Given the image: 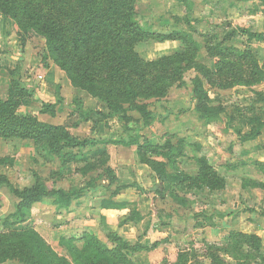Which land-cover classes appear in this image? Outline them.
Masks as SVG:
<instances>
[{
  "label": "trees",
  "instance_id": "trees-1",
  "mask_svg": "<svg viewBox=\"0 0 264 264\" xmlns=\"http://www.w3.org/2000/svg\"><path fill=\"white\" fill-rule=\"evenodd\" d=\"M173 1L185 6L188 12L182 19L175 18V22L181 20L184 23L186 30L159 32L149 24L142 25L140 14L144 16L149 12L143 13L141 0H0V13L11 19L23 35L33 34L43 39L45 49L42 60L50 59L64 72L73 88L98 101L97 110L88 111L79 99L73 100L72 113L79 117L75 126L87 122L96 126L113 118L127 125L132 121L128 115L130 111L140 116V120L135 119V122L142 121V127L150 126L157 119H162L149 109L146 102L165 98L174 87L187 86L190 87L197 120L205 127L218 125L226 111L221 103L210 97V92L245 87L252 96L243 110L249 117H243L242 120L252 129L242 135V131L232 125L235 120L233 117L226 120V129L229 128L236 135L239 144L254 141L264 128V91L254 89L264 83V67L259 65L249 49L226 45L232 34L226 35L220 42L214 35L197 34V21L190 19V1ZM251 1L233 0L232 4L246 5ZM261 1L264 5V0ZM262 13L264 15V9ZM237 30L246 37L247 42L264 43V34ZM195 36L202 37V40L199 41ZM145 41L178 42L181 51L147 61L135 50L137 44ZM202 49L207 54L204 61L198 59ZM187 73H193L188 85L185 81ZM31 95L32 91L19 80L11 81L7 99H0V139L32 140L37 149L58 159L61 166L86 162L90 150V156L101 158L100 165L107 164L105 146L110 142H98L94 138L79 139L72 136L63 125L45 123L36 116L19 113L21 101ZM61 105L60 99L53 105L43 104L41 114L54 113L56 106ZM134 140L132 138L122 144L137 146L139 164L148 166L157 180L152 191L159 199H165L169 188V197L179 205L184 204L183 199L173 194V185L181 191L196 189L209 192L222 190L226 186L225 178L205 156L196 158V175L179 170L177 158L183 154V138L177 139L176 144L166 140L162 146L150 141L140 144ZM159 149L165 150L163 156L167 163L150 159L149 155L156 154ZM8 162L9 159H0V165ZM251 165L264 176V163L255 160ZM92 169L93 166L85 165L81 172L86 174ZM103 174L100 179L88 180L78 190L47 187L37 175L32 176L33 184L30 187L18 190L6 176L0 175V188L7 189L15 199L14 211L1 222L0 263L20 258L24 264H133L128 254L156 248V243L151 248L139 243L131 245L116 232L104 228L107 242L113 247L98 241L96 235L85 232L78 239L64 240L70 257L67 260L53 251L35 231L30 214L32 206L37 203L50 201L55 211L60 213L72 204L79 205V200L86 193L104 189L109 192V196L100 201L101 208L119 209L123 206L115 203L114 198L123 190L135 188L141 193L148 192L135 183L120 185L109 166L104 167ZM103 180L107 181L106 186L101 184ZM241 188L264 192V182L242 179ZM130 208L128 216L120 220L119 226L140 223L142 216L135 208ZM260 216L264 219V210ZM194 226L202 227L198 222ZM229 245L230 249L225 250L228 254L235 253L239 258L261 259L264 262L261 239L254 234L231 233ZM249 251H253L254 256L247 255ZM185 262L186 256L179 253L174 264ZM215 262L219 264V259Z\"/></svg>",
  "mask_w": 264,
  "mask_h": 264
},
{
  "label": "crops",
  "instance_id": "crops-1",
  "mask_svg": "<svg viewBox=\"0 0 264 264\" xmlns=\"http://www.w3.org/2000/svg\"><path fill=\"white\" fill-rule=\"evenodd\" d=\"M146 1L148 0H141V6H143V4L147 5L148 3L146 4ZM157 1V3L160 2L159 0ZM170 1L174 2L172 0ZM232 3L233 0H214V5L209 3L207 9L210 8V16H217L214 24H219L216 28L219 29L218 33L220 35L211 32L210 24L212 25V20H209L210 16L206 17L209 23L207 20L202 21L206 26L204 32L216 36L219 42L222 41L226 35L232 34L226 45H231L238 49H249L257 59L259 65L264 67V43L256 41L247 42L246 37L237 30L242 29L257 34H264V15L262 13L264 5L261 0H253L248 3L252 5V9L250 11L243 10V12L240 13L236 7L232 6ZM166 6L167 7L159 11H152V9L151 11L150 9L148 10L149 14L155 17V20L149 23L153 30L159 32L177 30L174 26L175 24H173V18H179L180 15L173 12L175 9V7H173L174 5L168 3ZM180 6L179 9H181V13H183L185 9L182 4H180ZM196 14L197 11L191 9L192 18L194 20H201L197 18ZM226 20H228L229 23H224ZM242 21L248 24L241 25ZM165 26L167 27L164 28ZM183 30H186V27ZM242 41L243 43H238ZM35 42H37L35 38L23 35L11 19L0 13V99L6 100L11 81L19 80L21 84L32 91L31 96L25 97L21 101L19 113L28 116H36L40 121L42 120V122H44L43 114H41L43 104L53 105L60 99L62 105L56 106L55 112L64 111L66 107H70L71 112H73V100L77 99L75 96L79 91L71 86L63 72L59 70L53 62L43 61L41 59L42 51L39 50L37 47L38 44L36 45ZM150 43L156 44L157 47L160 48L155 52L154 57H146L143 53L145 52L144 47ZM135 50L144 60L151 61L177 53L181 51V46L178 42L155 43L154 41H145L137 44ZM206 57L207 54L202 49L198 54V59L204 61ZM254 89L257 91H264V83ZM228 91L242 92V94H245L244 96L248 94L251 95L249 89L245 87H236ZM71 114L72 117H76L79 121L78 115ZM61 125H63L72 136L79 139L81 138L80 132H82L84 129L83 126L85 125H87L88 132L92 133L91 130L95 129L93 137L90 136L94 139L103 140L102 136L106 135L103 131L105 123H100L96 126L92 122L80 123L78 126L72 125L71 127L64 124ZM89 126H91L90 130ZM210 126L212 125L206 127ZM121 143L126 144L128 141L126 139L121 140ZM248 144L263 147L264 128L260 136L254 141L248 142L247 145ZM121 146L123 147L120 149L112 145L105 146L109 156L108 166L114 170L120 185H132L135 183L144 191H150V194L147 192L141 193L135 188H127L114 198L116 203L123 206L119 209L101 208L100 200L104 199L105 195L95 197L93 194H100V192L108 193V191L104 189L86 193L83 197L84 201H81L79 205L72 204L68 209L60 213L55 211V207L50 201H43L33 205L31 208V221L35 231L59 256L70 260L64 240L70 238L78 239L85 232L92 233L98 236L100 241L102 240L104 243H107L104 228H109L111 231L116 232L119 237L125 239L131 245L139 243L145 247L151 248L154 243L158 244L154 249L133 254L137 257V261L142 264H151L153 259L159 261L161 259L159 257H163V248H168L167 250L169 251V248L173 246L172 243L175 242L174 238L179 234V229L173 225H156V223L153 222L147 226L148 230L143 237L139 232L143 221L138 223V225L127 223L119 226L120 220L128 216L131 209L130 207L135 208L143 217L150 211L153 198H156L155 194L151 192L155 187V180L152 178L150 171H148L145 165L139 164L135 152L131 150V146H125L123 144ZM41 152L40 149L35 147V143L32 140L0 139V159H9L7 164L0 165V175L6 176L7 180L15 189L21 190L25 187H30L33 184L30 170L37 159L36 156H40L41 154L42 156H48L45 152ZM126 154L131 155V162L125 157ZM205 156L208 157L209 155L206 154ZM250 158L264 163V150L261 149L257 152H253L251 155L247 154L241 157L242 161H240L238 165L231 167L229 171L230 174L238 177L240 181L248 178L257 182H264V176L254 170L251 177L245 176V167L250 163V161L248 162ZM209 160L211 161V159ZM62 168L63 167H61V169ZM216 171L219 173V170L216 169ZM226 172L229 173L228 171ZM221 176L225 178L223 173ZM102 183L104 186L107 185V181H103ZM246 189V198H250L251 200V194H255L264 204L263 191L258 189ZM3 190L4 188H0V230L3 229L1 224L2 219L13 212L14 209V205L10 207L9 204L6 203V192ZM215 209L218 210V207ZM261 220L263 221L259 224V229L255 225H250L251 229L248 228L245 234H256L263 240L264 245V219L262 218ZM220 230L221 229L215 227L207 231V227H200L195 228L193 233L196 234V236L200 234V237L197 238H211ZM159 254L161 255L158 256ZM0 264L24 263L22 259L14 258Z\"/></svg>",
  "mask_w": 264,
  "mask_h": 264
},
{
  "label": "rangeland",
  "instance_id": "rangeland-1",
  "mask_svg": "<svg viewBox=\"0 0 264 264\" xmlns=\"http://www.w3.org/2000/svg\"><path fill=\"white\" fill-rule=\"evenodd\" d=\"M159 1V3H157V0L146 1L145 3L148 4H143L142 7V9L145 11L144 13H148L149 9L150 11L151 9L152 11L162 10L164 7H167L166 4L168 3L174 5L173 7H175V9L173 12L180 15L178 19H182V17H185L188 13L184 6L183 8L185 10H183V13L185 14L181 13L182 10L179 9L181 6L175 1V3L171 2L170 0ZM189 1L192 4L191 9L197 11V18L201 19L195 20L197 21L195 24L197 34H207L208 32H204L206 26L202 21H206V17L210 16V8H207L209 3L214 5V0ZM232 6L236 7L240 13L243 12V10L250 11L252 9L251 4L245 5L241 3H235V5L232 4ZM216 18V15L210 16L209 20H212V25L210 24L211 32L213 34L215 33L216 35H220L218 33L219 29L216 28L219 24H214ZM190 19L194 20L191 13ZM140 20L142 25L147 26L150 22L155 20V17H152L151 14L144 16L140 14ZM224 23H229V21L226 20ZM173 24H175L174 26L176 29L183 30L186 27L181 20H177V22H175V18H173ZM247 24L248 23H245L244 21L241 22V25ZM166 27L167 26L164 28ZM28 36L35 38V40L38 42H35V44H38L37 47L40 51H42V59L45 49L44 40L33 34ZM196 39L201 41L202 37H196ZM238 43L241 44L243 41ZM159 49L160 48L157 47L156 44L150 43L144 47L145 52L143 53L146 55V57H154L155 52ZM46 61L52 62L50 59H47ZM192 74L193 73H187L185 76L187 85L189 84V78L192 76ZM244 95L245 94H242V92L238 91L210 92V97L216 99L217 103H221L223 105L226 114L222 115L221 122L218 125L214 124L210 127H205L197 120L193 112L194 103L191 99L190 87H174L170 89L168 96L165 98L160 100H149L146 102L149 109L155 112L157 117H160L162 120L157 119L150 126L142 127V121H139L140 123L135 122V119L140 120V116L136 112L130 111L128 115L132 121L127 123V125H123L117 120V118L109 119L103 128V131L106 134L105 136H102L103 140H97V138L95 139L98 142L108 141L111 143L109 145L116 146L117 149H120L123 147L121 146V140L125 139L127 141H131L133 138L135 139L134 141L136 143L140 144L150 141L154 145L162 146L166 140L170 141L171 144H176L177 139L183 138V154L181 157L177 158V165L180 171L189 175H196L198 171L196 158L205 156L207 154L209 156L205 157L208 160L211 159V161H209L215 170H219V174L222 175L223 173V176H225L226 186L222 190L215 192L196 189H184L181 191L174 188L173 185L172 192L180 199H183L184 204L182 205H179L176 201H173V199L169 197V188L167 189L165 199L162 200L158 197L153 198V202L150 205V211L147 212L141 219V221H143L139 231L141 236L143 237V235H146L148 230L147 226L153 222H155L156 225L169 223L170 226L173 225L179 229V234H177L174 238L175 242L172 243L173 246L169 248L170 250L168 251V248H163V257H159L161 258L159 261H157V259H153L154 262L152 261L151 264H174L179 253H184L186 256L185 264H217L215 262L217 259H219V264H264L261 259L253 260L246 257L239 258L238 254L233 253L234 255H231L225 251L231 247L229 245V235L231 233L243 234L248 228L251 229L250 225H255L259 229L258 226L261 224V221H263L261 220L262 217L260 216V213L264 210L263 201H261L255 194H251V200L250 198H246L245 196L247 194V189H242L239 178L232 176L229 172L232 166L238 165L239 162L242 161L241 157L247 154L251 155L253 152H257L258 150H261V148H264V146L260 147L249 144L247 145L248 142L239 144L237 142L236 135L232 133L229 128L226 129V120L230 117H233L235 120L232 122V125L240 129L242 131V135H245L251 131L252 128L246 124V121L243 123L242 119L243 117H245V119H248L249 117V114L247 115L243 110L248 105L249 99L252 95ZM75 97L79 99V102L82 103L84 108L88 111L97 110L99 107V103L96 99L87 96L83 92L79 91ZM71 113L70 107H66L64 111H57L54 113L47 112L43 114V121L53 124H64L71 127L72 125H75V123H78V119L76 117H72ZM83 127L84 129L82 132H80V139L92 138L95 134V129H92L91 133L88 132L87 125ZM90 127L91 126H89V130ZM131 147V150L136 154L137 146L134 144ZM87 151H89V149ZM164 153L165 150L159 149L156 154L149 155V157L155 162L167 163V159L163 156ZM90 154H92L91 150L87 155L86 162H74L65 166H61L59 160L54 157L49 155L42 156L41 154L40 156H36L37 159L30 170V175L31 177L33 175L39 176L47 185V187L61 188L64 190H78L79 187H83L88 180L96 178L100 179V177H103L101 176L104 175L103 169L105 166H108V161L105 166L100 165L101 158H98L97 155L92 157ZM125 157L131 162V155L126 154ZM249 161L250 163H248V165L245 167V176L251 177L253 170L256 171V169L251 165V162L255 160L254 158H250L248 162ZM85 165H88V167L93 166V169L87 171L86 174H83L81 169L85 167ZM61 167L63 168L61 169ZM146 167L148 171H150L152 178H154V173L152 170L148 166ZM156 184L157 180H155V185ZM152 190L151 192H153ZM3 191L6 192V203H8L11 207V205L15 204V199L7 191V189H4ZM147 193L150 194V191ZM100 195H105L104 199H108L109 192L93 194L95 197H100ZM79 201H84V198L82 197ZM114 202L116 203V200H114ZM216 207H218V210L215 209ZM196 222H198L202 227H207V231H210L215 227L221 230L211 238H197L200 237V234L196 236V234L193 233V230L196 228L194 226ZM1 231H3V229L0 230V232ZM96 237L98 238V241H100L99 237ZM100 242L104 243L102 240ZM106 244L108 247H113V245L108 242ZM261 245L263 248L262 254L264 256L263 240H261ZM243 253L245 255L247 254L246 252ZM128 255L133 264H142L137 261V257L135 255ZM160 255L161 254L158 256ZM247 255L254 256V253L253 251H249V254Z\"/></svg>",
  "mask_w": 264,
  "mask_h": 264
}]
</instances>
